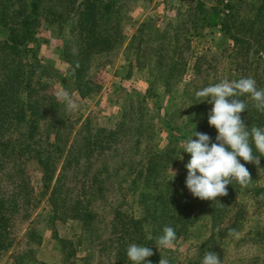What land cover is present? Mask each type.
<instances>
[{
    "label": "trees",
    "instance_id": "trees-1",
    "mask_svg": "<svg viewBox=\"0 0 264 264\" xmlns=\"http://www.w3.org/2000/svg\"><path fill=\"white\" fill-rule=\"evenodd\" d=\"M40 1L0 0V21L10 30L8 36L0 40V169L4 171L0 172V182L13 183L7 192L0 183V249L6 247L8 240L4 235L9 224L7 214L15 213L19 206L34 204L23 169V158H31L40 168L41 194L48 192L45 196L49 222L65 216L80 220L89 236L86 257L90 259L94 254L96 264H132L126 255L132 243L152 249L154 254L147 258L151 264H159L161 257L174 264L171 252L156 248L163 228L172 227L178 240L204 218L210 220L209 235L184 264H202L208 251L221 257L223 243L233 236L234 246L246 243L257 248V253L242 260V264H264V185L242 189L234 182L227 186V196L218 197L216 201H202L194 198L185 186V165L190 154L183 153L182 171L172 180L173 174L167 173L170 148H155L153 119L156 117L162 119L170 134L180 129L183 140L189 138L193 130L208 134L213 142L217 135L215 128L208 124L212 105L195 98L196 91L219 83L218 79L210 81L209 73H201L202 64L195 65L193 77L183 84L180 94L174 96L177 103L168 113L161 111L155 91L159 86L163 94L171 96L183 82L188 57L184 50L188 44L187 27L179 33L174 32L175 38H170L169 22L160 31L154 27L149 29L152 19L141 21L122 54L128 66H132L128 55L133 54L137 69L147 72V88L144 93L133 91L130 94L113 127H99L92 132L85 121L71 138V127L67 129L65 121L56 118L59 103L46 104L40 92L44 88L41 78L48 75L47 67L25 58L14 62V57L8 59V54L33 51L26 44L33 40L41 17L47 24L61 23L63 17L64 21L70 20L71 37L64 38L61 56L70 67L73 84L84 95L94 84L84 74L87 75L91 63L97 67L111 63V57L123 46L115 9L119 0H84L78 4L79 9L62 6L61 11L50 4L44 13L39 7ZM13 4L17 7L8 16L15 27H8L5 22L9 14L7 7ZM199 6L200 19L208 25L219 22L224 34L233 42L229 50L233 68L226 67L229 75L225 80L251 77L258 89H264V0L254 4L253 11L241 16L237 10L240 5H237L227 18L219 21L216 9L208 10L202 3ZM115 11L117 18L114 20ZM23 28L19 34L18 30ZM10 60L13 65H9ZM240 99L246 104V110L240 114L245 124L249 128H264V113L254 107L247 94ZM184 104H187V119L178 126L172 118ZM254 154L258 155L255 149ZM245 166L251 176L255 174V166ZM66 167H72V171L66 173ZM260 167L264 168V157H261ZM244 190L258 209L253 225L245 223L248 204L238 201ZM117 194L119 196L115 197ZM113 199L117 206H109ZM97 202L99 206L93 209L91 205ZM103 229L107 232L105 237ZM232 229L238 236L229 235ZM63 254L68 261L69 254L64 251Z\"/></svg>",
    "mask_w": 264,
    "mask_h": 264
},
{
    "label": "rangeland",
    "instance_id": "rangeland-1",
    "mask_svg": "<svg viewBox=\"0 0 264 264\" xmlns=\"http://www.w3.org/2000/svg\"><path fill=\"white\" fill-rule=\"evenodd\" d=\"M82 1L84 0H74L73 3H70L68 0H41L39 7L42 13L50 4L55 5L58 10L62 6H72L73 9H79L78 4ZM259 2L260 0H119V6L115 9L120 21L119 27H121L123 46L118 53L111 57V63L98 67L94 62L91 63L87 75L84 74L88 78L87 80L94 84L90 85V91L84 95L73 84L70 67L61 56L64 38L71 37L69 33L71 21H64V17L61 23L54 22L50 24L43 21L41 17L33 35V40L26 44L32 47L33 51L15 55L9 53L8 59L13 56L14 62L24 61V58L26 61L35 60L47 67L48 75L41 78L44 88L40 90L41 94L44 95L46 104L58 102L55 96L58 90H66L70 93L72 99L78 104V108L75 111H68L64 103L58 102L56 118H62L67 124V129L71 127L70 137L72 138L78 133L85 121H87L88 128L92 132L99 129V127H113L114 122L122 113L125 100L130 94L133 91L144 93L147 88V72L137 69L133 54L128 55V59L132 60L130 62L132 66H128L127 59L122 54V50L141 21L146 18L152 19L149 23V29L154 27L160 31L169 22L170 28L174 30L173 32L170 31V38H175L174 32L179 33L187 27L188 44L185 45L184 50L188 57L183 82L176 91H173L171 96H168L167 93L163 94L159 86L155 88L156 93L159 95L161 111L168 113L177 103L175 97L182 91L183 84L193 77L195 65L202 64L201 73H209L210 81L218 79L219 82L224 81L229 75L226 67L233 68L232 59L229 57L232 40L224 34L219 22L208 25L206 21L200 19L199 5L202 3L203 7L208 10L216 9L217 21H219L227 18L237 5H240L237 10H239L241 16L251 11L253 5ZM16 7L15 4L7 7L9 14H7L5 22L8 27L10 25L15 27L9 16L13 14ZM116 11L112 15L114 20L117 18ZM24 29H19V34ZM9 31L5 24L0 21V40L8 36L9 33L7 32ZM182 41L180 39V42ZM23 47L24 45L20 46V49ZM14 62L10 60L9 65H13ZM51 99L54 101H51ZM186 106L187 104L182 105L173 118L169 116L178 126H182L187 119ZM153 123L155 126V148L168 147L171 151V162L167 168V173L173 174L171 168L177 174L180 173L182 171V159H179V157H183L184 153L181 148L182 132L179 129L178 133L173 131L170 134V130L158 117L153 119ZM43 126H45V123ZM171 136L173 138L169 139ZM49 139L52 141L53 136L50 135ZM23 161L24 175L27 180L26 185H28L34 204L29 205V207L19 206L15 213L7 214L9 224L4 235L8 237V240L6 247L0 249V264H96L97 260L94 254L90 259L86 257L89 249V236L80 220L66 218L65 216V218L49 222L47 216L49 206L46 203L45 196L48 192L44 195L41 194L40 168L34 159L23 158ZM252 165L256 167V165ZM66 168V173L72 171V167ZM0 172L3 173V169H0ZM251 178L250 185H264V170L259 173L256 167V172ZM0 183L6 192L13 185L10 181ZM123 187L125 188L126 185ZM247 193L245 190L241 192L238 201L248 204L245 212V223L246 225H253L258 217V214L255 215L258 209L256 205L251 204L252 201ZM71 194L73 197L75 190ZM118 196L117 194L115 197ZM107 198H110V196ZM128 201H131V199L128 198ZM91 206L96 209L99 204L97 202ZM105 206L114 207L117 206V202L114 201L112 205L105 204ZM103 230V237H105L107 232L105 229ZM209 231V218L199 220L184 237L174 242L173 248L164 249V251L171 252L170 259L174 264H184L193 257L196 246L204 241L209 235ZM58 239L65 240L59 241ZM233 241H235L234 236L226 239L223 243L220 257L221 264H242V260L257 253L255 246L246 243L234 246ZM63 251L69 254L68 261H65Z\"/></svg>",
    "mask_w": 264,
    "mask_h": 264
},
{
    "label": "clouds",
    "instance_id": "clouds-1",
    "mask_svg": "<svg viewBox=\"0 0 264 264\" xmlns=\"http://www.w3.org/2000/svg\"><path fill=\"white\" fill-rule=\"evenodd\" d=\"M246 94L254 102V107L264 113V89H258L251 77L231 82L224 80L196 91L197 100L212 105L208 124L215 128L217 135L213 142L208 134L193 130L189 138L181 141L182 151L190 154L185 165V186L194 198L216 201L218 197L228 195L227 186L234 182L242 189L247 188L252 178L245 164L256 165L259 173L264 170L260 168L261 157H264V128H249L240 115L246 110V104L240 98ZM55 96L58 102L65 104L66 110L78 108L68 91L58 90ZM254 149L258 155L254 154ZM171 172L173 180L177 173L172 168ZM229 235L238 236V233L232 229ZM176 239L175 230L166 226L156 240V248L171 249ZM153 254L150 247L135 243L129 244L126 250L132 264H151L147 258ZM159 264H169V261L161 257ZM202 264H221V258L208 251L202 258Z\"/></svg>",
    "mask_w": 264,
    "mask_h": 264
}]
</instances>
